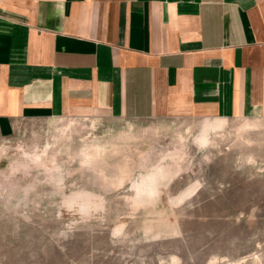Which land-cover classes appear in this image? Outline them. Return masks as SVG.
I'll use <instances>...</instances> for the list:
<instances>
[{
	"label": "rangeland",
	"instance_id": "obj_1",
	"mask_svg": "<svg viewBox=\"0 0 264 264\" xmlns=\"http://www.w3.org/2000/svg\"><path fill=\"white\" fill-rule=\"evenodd\" d=\"M203 120H0V264H264V116Z\"/></svg>",
	"mask_w": 264,
	"mask_h": 264
},
{
	"label": "crops",
	"instance_id": "obj_2",
	"mask_svg": "<svg viewBox=\"0 0 264 264\" xmlns=\"http://www.w3.org/2000/svg\"><path fill=\"white\" fill-rule=\"evenodd\" d=\"M264 116V0H0V120Z\"/></svg>",
	"mask_w": 264,
	"mask_h": 264
},
{
	"label": "bare ground",
	"instance_id": "obj_3",
	"mask_svg": "<svg viewBox=\"0 0 264 264\" xmlns=\"http://www.w3.org/2000/svg\"><path fill=\"white\" fill-rule=\"evenodd\" d=\"M249 125H250V123H249ZM251 125H253V124H251ZM251 125H250V126H251ZM247 126H248V125H247Z\"/></svg>",
	"mask_w": 264,
	"mask_h": 264
}]
</instances>
